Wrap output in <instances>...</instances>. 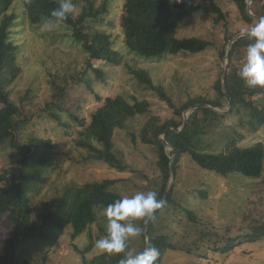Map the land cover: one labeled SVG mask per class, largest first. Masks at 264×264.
Instances as JSON below:
<instances>
[{
  "label": "rangeland",
  "instance_id": "1",
  "mask_svg": "<svg viewBox=\"0 0 264 264\" xmlns=\"http://www.w3.org/2000/svg\"><path fill=\"white\" fill-rule=\"evenodd\" d=\"M96 1L101 3L104 0ZM186 1L197 5L206 4L205 0ZM107 2L109 12L100 19H91L89 22L92 28L106 30L113 36L122 60L121 64L100 63L104 79H94L92 88L81 83L78 77L79 72L84 69L87 53L79 46L64 42L71 34L69 30H64V25L51 30L45 29L43 25L32 30L26 26L20 39L24 43L20 54L22 70L7 89L11 99L22 105L21 113L29 116L30 120L25 123L20 134L19 147H14L9 142L0 144V174L8 170L16 178L19 177L21 158L27 151L31 136L50 138L54 142L53 163L48 166L49 169L38 183L37 179H33L29 184L33 215L38 220L43 213L54 208L64 191L72 190L74 185L113 178L117 182L112 189L124 197H130L138 191H153V182L160 179L157 152L152 145L142 141L140 129L149 117L157 115L165 120L173 116V110L155 91L140 83L130 68H144L156 84H163L178 99L185 100L206 93L215 95L212 85L221 76L225 64L227 68L229 63L226 55H220L225 43L226 28L235 32L243 26L238 21L237 10L225 0H219L227 12L220 23L214 21L213 14L206 8L182 20L171 18L160 24V29L168 38L197 36L208 39V49L197 54L181 52L162 57H141L130 52L123 41L120 18L125 0ZM76 10L79 12L80 7ZM67 42H71V39ZM230 42L231 40L228 45L226 43V50L230 47ZM236 57L241 68L246 54ZM54 80L60 84L68 83L65 86L66 98L61 101V105L85 119L84 125L72 121V127L62 129L56 120L47 116L48 112L41 113L47 110L44 108L41 111V108L52 100ZM29 89L30 97L23 102L21 98ZM119 94L128 99L134 96L139 100H147L150 104L148 113L130 118L125 127L115 134L114 151L126 165V169L122 171L102 159L101 151L96 149V146L100 148L101 145L92 124V113L103 103L104 98ZM261 96L264 94L256 95L253 99ZM79 102L82 104L80 110L76 108ZM229 109V103L223 108H217L219 113L226 116L202 123L200 137L206 150L219 152L224 149L225 135H234V129L240 130L242 134L238 137V144L241 146L264 142V126L251 131L248 126H242L241 115L231 114ZM60 112L64 119H70L64 111ZM189 113L190 110H186L183 117L186 118ZM169 149L168 147V151ZM30 176L34 178L32 174ZM26 181V178L22 179L23 183ZM172 184H175L176 200L197 214L194 221L179 205H171L161 213L157 231L169 235L170 241L177 246L189 248V251H166L162 264H264V238L240 244L235 242L233 248L226 249L229 245L226 244L228 236L264 219V170L259 178L239 172L223 175L202 169L191 157L184 156L177 178H171L170 185ZM205 190L207 193H203ZM134 223L141 227L140 221ZM106 225L107 219L100 212L98 220L76 238H72V226H66L57 245L51 248L43 245L39 239H23L15 243V261L11 258V251L3 250L4 264H38L42 257L46 258L45 264H85L102 253L95 247V242L106 236ZM212 226L216 227V232L210 229L211 233L204 236L199 247L190 246L191 242H195L190 238L199 235L196 232L200 233ZM4 228L0 229V237L9 235L10 229ZM17 233L22 236L21 230ZM223 233L224 242L220 235ZM218 240L221 243H216ZM142 245L143 237L140 235L129 241L128 250L137 253L141 251Z\"/></svg>",
  "mask_w": 264,
  "mask_h": 264
},
{
  "label": "trees",
  "instance_id": "2",
  "mask_svg": "<svg viewBox=\"0 0 264 264\" xmlns=\"http://www.w3.org/2000/svg\"><path fill=\"white\" fill-rule=\"evenodd\" d=\"M205 1L206 4L197 5L186 0H181L180 3H177L176 0H125L120 18L125 46L130 52L141 57H162L165 54H179L181 52L197 54L205 51L210 46V42L206 38L197 36L168 38L160 29V24L171 18L182 20L206 8L213 14L216 23L225 19L227 12L224 11L219 0ZM225 1L237 10L238 21H241L242 27L252 26L258 22L259 17L264 16V0H252L251 10L254 15L248 11V0ZM73 3L76 8L80 7V10L76 12L75 18L70 16L67 21L61 24L64 25V30L67 29L71 32L64 39V42L79 46L87 53L84 69L79 72L78 77L81 83L92 88L91 83L94 79H104L100 63L121 64L122 54L117 49V41L109 32L92 28L89 22L91 19L98 20L109 12L107 0L101 3L96 0H73ZM58 7L59 0H0V144L9 142L14 147H19L20 134L25 123L30 120L29 116L21 113L22 105H18L11 99L10 91L7 89L8 85L16 79L22 70L20 54L24 48V43L20 42L21 36L26 31V26H29L30 30L35 27L40 28L43 21L50 18L51 11ZM228 29L226 28L227 32L224 36L225 45L223 44L220 51L221 57L226 55V43L228 45V42L240 30L233 32ZM69 39L71 42H67ZM252 43H254V38L246 35L238 37L233 42L225 73L227 92H224L223 89L221 73V76L212 85L215 95L206 93L185 100L178 99L167 91L163 84H156L144 68H130L140 83L155 91L173 110V116L165 120H161L157 115L149 117L140 129L142 141L152 145L157 152L160 179L153 182V191L158 193V199L166 201V204L161 209L156 210L154 217L149 219L147 223L140 221L143 229L141 251L148 246L156 247L160 253L156 264H162L163 256L170 249L189 251V248L186 250L185 246H177L171 242L169 235L157 231V222L161 213L171 205H179L194 221L197 214L176 200L175 184L168 188L171 178L170 163L173 155V176L175 179L184 156L191 157L195 164L202 169L223 175L239 172L246 176L259 178L263 174L264 142L258 141L250 146H241L238 144L240 139L238 137L242 134L240 130L234 129V135L232 133L225 135L224 149L215 152V150H206L200 137L203 122L215 121L226 116L216 109L226 106L229 99L232 100L229 112L234 115H241L242 126H248L251 131H257L264 126V96L253 99L256 95H263L264 88H249L238 76L240 64L236 56L240 54L244 56L247 47ZM66 85L54 80L52 82L54 88L52 100L41 108V111L47 108L41 113L48 112L47 116L56 120L62 129L72 127V121H77L81 125L85 124V119L80 118L79 114L70 109H65L61 105V101L66 98ZM249 96L252 98L248 99ZM29 97L30 89L26 91L21 100L24 102ZM198 104L199 106L193 110L187 123L182 127L185 120L183 112ZM76 108L80 110L82 104L79 102ZM60 111H64L70 119H64L63 113ZM149 111V102L139 100L134 96L132 99H128L119 94L104 98L103 103L92 113V124L97 140L101 145L100 148L96 146V149L101 151V157L105 162L121 171L126 169V165L114 151L115 134L117 130L125 127L130 118L146 114ZM40 116L42 115L40 114ZM67 132L68 130H66ZM165 132L169 146L162 139ZM53 147L54 142L50 138L31 136L28 140L27 151L21 158L20 178H16L8 170L0 174V229L4 227L10 229L8 236L0 237V264H4L3 250L11 251L12 260H16L15 243L21 242L23 239H39L43 245L51 248L57 245L68 225H71L73 229L72 238H76L98 220L103 207L124 197L112 189L117 182L116 179L104 178L74 185L72 190L68 189L63 192L54 208L43 213L39 220L34 218L30 196L31 186L29 184L33 179H37L38 183L42 175L49 169L48 166L53 163ZM168 147L170 148L169 151ZM24 178L27 180L25 183L22 182ZM205 192L207 193L206 190L203 191V193ZM145 225L148 235L145 232ZM210 229L217 231L216 227L212 226L200 233L196 232L195 234L199 235L190 238L191 241L195 240V242H191L190 246L199 247L204 236L211 233ZM18 230H21L22 236L17 233ZM224 234H220L223 242ZM263 238L264 219H260L256 224L246 229H240L233 236H228L226 238L228 243L226 244L229 245L226 249L233 248L235 242L240 244ZM216 243H221V241L218 240ZM123 255V253H101L85 264H119ZM45 261L46 258L42 257L38 264H45Z\"/></svg>",
  "mask_w": 264,
  "mask_h": 264
},
{
  "label": "clouds",
  "instance_id": "3",
  "mask_svg": "<svg viewBox=\"0 0 264 264\" xmlns=\"http://www.w3.org/2000/svg\"><path fill=\"white\" fill-rule=\"evenodd\" d=\"M180 3L181 0H176ZM76 5L73 0H59V7L53 9L50 18L43 21V27L51 30L63 24L71 16L75 18ZM240 36L254 38L246 50V60L238 71V76L249 88H264V16L252 26L241 27ZM155 191H138L132 196L117 199L103 207L102 215L107 219L106 236L97 239L95 247L102 253L121 254L119 264H156L160 255L154 246L145 247L133 254L128 250L129 241L139 237L143 229L135 221H147L154 217L156 210L161 209L166 201L158 199Z\"/></svg>",
  "mask_w": 264,
  "mask_h": 264
},
{
  "label": "water",
  "instance_id": "4",
  "mask_svg": "<svg viewBox=\"0 0 264 264\" xmlns=\"http://www.w3.org/2000/svg\"><path fill=\"white\" fill-rule=\"evenodd\" d=\"M251 5H252V0H248V11H249L250 14L254 15L253 12H252V10H251ZM238 37H240L239 33L236 34V35L234 36V38L231 40V42H230V47L227 49V52H226V58H229V54H230V50H231L232 44H233V42H234ZM225 73H226V64H225V66H224V68H223V70H222V76H223V80H222V82H223V89H224V92H227V91H226V84H225ZM229 105H230V107H231V105H232V100H231V99H229ZM198 106H199V104H198V105H194V106H192L191 108H189V110H190L189 115H190V114L193 112V110H194L196 107H198ZM188 117H189V116H187V117L185 118L182 127H184L185 124L187 123ZM179 130H180V129H179ZM162 139H163V142H164L166 145L169 146V144H168V142H167V140H166V132L164 133ZM173 157H174V155L172 156V158H171V163H170V167H171L170 175H171V178H173V161H172ZM171 178H170V181H171ZM170 181H169L168 188L170 187ZM167 191H168V189H167ZM167 193H168V192H167ZM167 193H166V196H167ZM166 196H165V197H166ZM144 228H145V232H146V234L148 235V231H147V227H146V225H145ZM148 242H149V241H148V238H147V243H148Z\"/></svg>",
  "mask_w": 264,
  "mask_h": 264
}]
</instances>
